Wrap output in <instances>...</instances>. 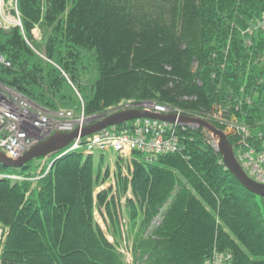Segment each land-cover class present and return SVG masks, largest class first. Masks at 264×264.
I'll return each mask as SVG.
<instances>
[{
	"label": "trees",
	"instance_id": "trees-1",
	"mask_svg": "<svg viewBox=\"0 0 264 264\" xmlns=\"http://www.w3.org/2000/svg\"><path fill=\"white\" fill-rule=\"evenodd\" d=\"M16 7L26 39L54 65L19 28L0 30V56L10 64L0 65V85L36 106L78 114L82 104L91 117L130 100L153 102L224 131L207 115L216 108L252 138L264 134V29L255 30L264 0H16ZM164 129L174 152L110 159L82 147L18 170L0 164L7 231L0 264H128L119 241L126 237L131 264H208L213 255L264 264V197L228 172L206 131ZM235 137H227L234 156ZM112 159L114 187L96 193Z\"/></svg>",
	"mask_w": 264,
	"mask_h": 264
},
{
	"label": "built area",
	"instance_id": "built-area-1",
	"mask_svg": "<svg viewBox=\"0 0 264 264\" xmlns=\"http://www.w3.org/2000/svg\"><path fill=\"white\" fill-rule=\"evenodd\" d=\"M13 14L16 16L15 20H12L8 25H2L0 22V30L8 31L11 28H19L24 40L34 50L35 54L54 65L29 44L22 30L16 4L13 8ZM256 29H264V17L256 23ZM0 65L9 67L10 64L0 56ZM62 74L64 76V73ZM14 105L17 113H13L15 111ZM144 108L150 112L162 115L174 113L169 111L168 108L156 104ZM117 110L124 109L121 107ZM15 114H19L20 116H15ZM175 114L180 115L178 113ZM92 118L94 116L86 117L84 115L82 104L78 114H75L71 109L65 108H59L54 112H50L31 103L12 89L0 85V153L11 160H17L49 136L55 133H71L75 129H82L89 124L88 121ZM130 123L132 124L128 131L122 132L121 130L117 132L114 128H109L87 137L85 138V145L82 143V139H77L64 150L63 154L82 147H85L88 153L99 151L107 155H125L124 153H131L133 151L161 154L176 150V145L172 138L166 136L164 129L166 124L153 120H136ZM220 123L225 124V130H229V135L231 134L238 138L235 147V149L237 148L235 158L243 172L253 182L264 185V134H259L254 139L250 136L253 134L252 130L244 125H240L237 122H228L227 120ZM125 126H129V124ZM23 131L26 132L24 133ZM4 232H7L6 229L0 227V246L5 239ZM228 259L229 257L226 258L222 255H218L216 259L212 256L208 264H226ZM127 263L131 264L132 259Z\"/></svg>",
	"mask_w": 264,
	"mask_h": 264
},
{
	"label": "water",
	"instance_id": "water-1",
	"mask_svg": "<svg viewBox=\"0 0 264 264\" xmlns=\"http://www.w3.org/2000/svg\"><path fill=\"white\" fill-rule=\"evenodd\" d=\"M153 105L152 103L147 106ZM146 106V105H144ZM136 120H153L164 124L201 128L206 131L215 144V150L220 154L222 162L228 172L251 194L263 198L264 185L253 182L239 166L233 147L228 143V133L217 129L213 124L204 120L185 115H162L142 108L119 110L107 115L90 119L89 124L82 129H75L71 133H55L46 140L32 147L17 160H11L0 153V164L5 168L18 170L35 159L48 158L67 149L77 139H84L103 130L114 128ZM216 139V141H214Z\"/></svg>",
	"mask_w": 264,
	"mask_h": 264
},
{
	"label": "rangeland",
	"instance_id": "rangeland-1",
	"mask_svg": "<svg viewBox=\"0 0 264 264\" xmlns=\"http://www.w3.org/2000/svg\"><path fill=\"white\" fill-rule=\"evenodd\" d=\"M16 4V0H0V22L2 23V25H8V24H10L11 22H12V20H15V14H13V8H14V5ZM4 21V22H3ZM40 32L37 30V29H35V30H33L32 31V37H33V39L34 40H36V41H40ZM29 44H31L30 42H29ZM32 45V44H31ZM34 45V44H33ZM32 45V46H33ZM35 49V48H34ZM37 52H39V53H41L42 55L44 54L43 52H41V51H39V50H37V49H35ZM264 58V57H263ZM264 60V59H263ZM149 103H152V104H155V103H153V102H137V101H135V100H130V101H128V102H122L121 104H119V106H117V107H115V108H113V109H109V110H107V111H104V112H102L101 114H99V115H94V117H98V116H101V115H106L107 113H111L113 110L115 111V110H117V109H119V108H121L122 107V109H124V110H127V109H133V108H142V109H145L144 107H147V104H149ZM121 105V106H120ZM144 105H146V106H144ZM157 105V104H156ZM130 106V107H129ZM164 107H166V106H164ZM125 108H127V109H125ZM166 108H168V107H166ZM169 109V111H172L170 108H168ZM172 112H174V113H171V114H175V113H178V114H180V115H182L183 114V110L181 111L180 109H177V110H173ZM114 113V112H113ZM176 115V114H175ZM184 115V114H183ZM207 115H209V116H212V117H214L215 119H217L219 122H224V121H226L227 119H226V117H225V114H224V111L223 110H217L216 108L213 110V113L211 112L210 114H207ZM186 116V115H185ZM190 117H192V118H196V119H201V116H190ZM202 119H204L203 117H202ZM204 120H206V119H204ZM206 121H208V120H206ZM228 121V120H227ZM209 122V121H208ZM231 122L232 123H236V121L234 120V119H232L231 120ZM126 124H128V123H126ZM125 124V125H126ZM123 126V127H121L122 129V132H124V131H128L129 130V126ZM225 129H226V127H225ZM120 130V131H121ZM115 131H117V130H115ZM228 131L229 130H225L224 132H226V133H228ZM214 141H216V139L214 140ZM217 142V141H216ZM125 155H123V156H129L130 155V153L129 152H126V153H124ZM110 156H109V158L111 159V158H113V155H111V154H109ZM97 157V156H96ZM105 159H107V156H105ZM108 160V159H107ZM109 170H110V177H109V180L104 184V185H102V186H100V187H98V188H96V193H98V192H100L101 190H105L106 188H108V187H114V185H113V182H112V180H111V178H113L114 179V177H113V174H114V172H115V166H114V163H113V159H112V162L109 164ZM125 174H127V172L125 173ZM1 179V178H0ZM113 193H114V191H113ZM123 200H125V198H123L122 199V202H123ZM95 215H97V214H95ZM96 219H97V221H98V223H99V226L101 227V229L103 230V232L106 234V237H107V239L110 241V242H113V240H114V238H113V236L111 235V233L108 231V229H107V222H106V220H104V219H102L100 216H96ZM4 235H5V238L7 237V234H6V232H4ZM123 236H125L124 234L122 235V238H123ZM5 240V239H4ZM119 241H120V244H121V250H122V252L124 253V255H125V258H126V262H129L130 260H131V258H132V256H131V254H130V249H131V244H132V240H131V238L130 237H126V239H125V241L123 242V241H121L120 239H119ZM213 257H214V259H216V257H218V255H213Z\"/></svg>",
	"mask_w": 264,
	"mask_h": 264
},
{
	"label": "bare ground",
	"instance_id": "bare-ground-1",
	"mask_svg": "<svg viewBox=\"0 0 264 264\" xmlns=\"http://www.w3.org/2000/svg\"><path fill=\"white\" fill-rule=\"evenodd\" d=\"M14 91V90H13ZM14 92H16V91H14ZM17 93V92H16ZM17 94H19V93H17ZM12 104H13V102H11ZM7 104V103H6ZM14 112L13 113H17V109H16V107H15V105H14ZM12 113V114H13ZM15 116H20L19 114H15ZM23 130V129H22ZM24 133L26 132V131H23Z\"/></svg>",
	"mask_w": 264,
	"mask_h": 264
}]
</instances>
